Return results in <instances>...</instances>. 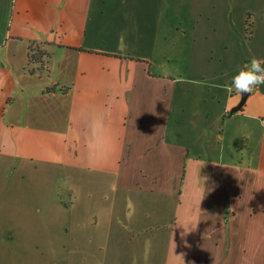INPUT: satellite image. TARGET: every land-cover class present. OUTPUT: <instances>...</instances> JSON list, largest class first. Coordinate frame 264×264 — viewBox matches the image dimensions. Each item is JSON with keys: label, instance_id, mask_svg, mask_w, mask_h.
Here are the masks:
<instances>
[{"label": "crops", "instance_id": "1", "mask_svg": "<svg viewBox=\"0 0 264 264\" xmlns=\"http://www.w3.org/2000/svg\"><path fill=\"white\" fill-rule=\"evenodd\" d=\"M4 1L0 233L36 234L41 208L27 209L23 191L11 212L3 194L24 188L15 172L54 165L72 175L59 188L73 194L79 245L156 250L160 264H264V93L229 113L241 96L225 91L224 63L205 73L193 63L183 84L159 71L140 54L160 41L145 16L162 7L144 0ZM218 1L212 11L240 0ZM213 21L196 33L221 59L231 41L213 44L226 30ZM29 46L48 52L44 66Z\"/></svg>", "mask_w": 264, "mask_h": 264}, {"label": "rangeland", "instance_id": "2", "mask_svg": "<svg viewBox=\"0 0 264 264\" xmlns=\"http://www.w3.org/2000/svg\"><path fill=\"white\" fill-rule=\"evenodd\" d=\"M213 2L216 5L220 3L218 0H144L143 3H147L149 7H162L153 17L145 16V19H153L155 22L158 34L155 32L154 35L160 41L154 52L145 43L140 55L145 58L156 57L152 61L154 64L158 62L159 71L172 78H182V84L189 81L188 77L197 76L189 73L193 63L199 64L197 67H200L201 73L218 68V63H224L225 75L219 74V78L230 83L236 65L249 61L253 56L264 55V0L235 1L233 7L224 10L217 8L215 11H212ZM4 3L8 4L7 0ZM163 6L168 8L164 10ZM169 6H177V11H172ZM6 7L0 9V24L6 19L9 8L8 5ZM207 15L210 16L208 20L217 21L219 27L223 23L226 25L224 33L219 31L212 40L213 44L219 42L221 45V38L224 36L227 42L231 41L228 48H222L224 54L221 59L215 52L207 51V39L196 33L202 29L199 26L208 21ZM235 49L242 52V58L236 56ZM152 69H155V65H152ZM213 72L218 74L217 71ZM212 76L216 80L215 75ZM86 175L87 178L91 177L87 173ZM12 178L24 180L25 183L24 188L19 182L13 187L5 188L3 195L10 202L8 210L15 212L19 194L23 191L27 199L26 208L34 211L39 206L41 210L37 213L39 221H34L32 225V231L36 234L32 232L28 235L11 236L7 231L0 233V264H160L161 258L156 250L143 256L142 252H120L110 246L87 247L77 243L73 229L74 219L69 216L72 215L70 201L73 194L70 191L64 193L63 188H59L62 182L72 178L70 172L50 165L37 170L27 169L23 174L15 172ZM91 179H96L94 174ZM102 236L105 238L104 234ZM109 238L111 237L108 235ZM108 239L105 238L106 243Z\"/></svg>", "mask_w": 264, "mask_h": 264}, {"label": "clouds", "instance_id": "3", "mask_svg": "<svg viewBox=\"0 0 264 264\" xmlns=\"http://www.w3.org/2000/svg\"><path fill=\"white\" fill-rule=\"evenodd\" d=\"M264 84V58L253 56L249 61L236 65L230 83L224 88L227 93L235 92L239 96L252 93Z\"/></svg>", "mask_w": 264, "mask_h": 264}, {"label": "trees", "instance_id": "4", "mask_svg": "<svg viewBox=\"0 0 264 264\" xmlns=\"http://www.w3.org/2000/svg\"><path fill=\"white\" fill-rule=\"evenodd\" d=\"M32 43V42H31ZM49 54L48 52L43 49V48H39V47H36V48H32V46H29V61L30 62H36V63H39L40 66H44V59L43 57H47ZM46 61V59H45ZM53 88V87H51ZM49 88V89H51Z\"/></svg>", "mask_w": 264, "mask_h": 264}, {"label": "water", "instance_id": "5", "mask_svg": "<svg viewBox=\"0 0 264 264\" xmlns=\"http://www.w3.org/2000/svg\"><path fill=\"white\" fill-rule=\"evenodd\" d=\"M258 90H259L260 92H263V93H264V84H262ZM248 94H249V93H245V94H243V96H241V98H240L239 103H238L237 105H235V106L230 110L229 113H232V112H234V111H237V110L243 105V103H244V101H245V99H246V97H247Z\"/></svg>", "mask_w": 264, "mask_h": 264}]
</instances>
